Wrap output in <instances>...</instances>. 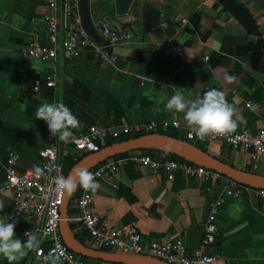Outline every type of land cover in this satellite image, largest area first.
Returning a JSON list of instances; mask_svg holds the SVG:
<instances>
[{
	"label": "crops",
	"instance_id": "0c3cea01",
	"mask_svg": "<svg viewBox=\"0 0 264 264\" xmlns=\"http://www.w3.org/2000/svg\"><path fill=\"white\" fill-rule=\"evenodd\" d=\"M238 1L251 12L260 35L249 33L217 0H133L125 14L117 13L116 0H89L94 24L100 17H111L133 34L123 55L101 65L91 51L73 56L60 41L54 61L28 57L25 51L31 41L51 45L47 0H0V201L5 205L0 217L6 218L13 204V192L2 187L8 154L18 156L22 171L42 165L44 122L34 113L45 102H63L70 108L81 123L74 133L85 132L90 125L120 127L176 119L181 124L178 130L159 133L176 131L186 139L183 113L167 111V100L176 93L191 100L215 88L238 110L235 131L260 127L264 0ZM60 23L64 34L63 13ZM229 77L235 79L229 83ZM38 80L40 89L35 91ZM193 143L235 167L264 174V156L253 162L247 151L220 142L199 138ZM153 153L164 156L160 150ZM66 163L69 160L65 167ZM98 183L92 210L109 227L135 222L145 241L181 237L187 244L188 230L206 226L210 203L220 201L212 245L221 252L215 264H264V199L252 191L232 197L219 182L200 183L183 173L167 175L133 163L113 181ZM9 222H16V238L25 242L22 233L30 218L21 215ZM70 225L87 243L79 224ZM196 237L192 235V241ZM31 256L32 250L14 264H32ZM0 264H8L3 256Z\"/></svg>",
	"mask_w": 264,
	"mask_h": 264
},
{
	"label": "built area",
	"instance_id": "2783aa9c",
	"mask_svg": "<svg viewBox=\"0 0 264 264\" xmlns=\"http://www.w3.org/2000/svg\"><path fill=\"white\" fill-rule=\"evenodd\" d=\"M46 23L50 46H43L36 41H31L26 49V55L40 61H54L58 54L59 41L64 49L73 56L80 55L87 49L94 57L106 65L113 63L117 55L107 50L104 42L110 46H125L133 37L130 31H120L114 27L107 18L100 17L95 21L98 33L102 37V43H98L83 26L79 13V0H47ZM60 13L64 15L66 33L61 31ZM54 82L53 77H48ZM40 81H36L34 90L40 89ZM251 105V103H248ZM45 144L39 150L43 160L39 169L22 171L18 167V156L10 152L6 161V179L2 187L13 192V204L8 216L16 219L21 215L30 218L29 226L22 233L23 240L27 237L25 232L35 233L40 241L38 248L32 250V264H46L45 257L49 253H60L61 264H111L108 262H96L74 250L63 240L60 231L61 206L64 193L55 190V178L58 175L67 176L65 161L78 162L85 155L98 152L108 146L109 142H118L127 135L159 133L170 129L178 130L181 124L178 120L163 119L160 124L155 122L146 125L123 124L120 127H104L90 125L85 132L74 133L68 143L59 141L53 137L45 121ZM186 139L190 142L199 139L191 129L186 130ZM208 142H220L234 149L245 150L251 160L257 162L264 156V116L262 124L257 129H242L225 136L209 135L205 138ZM148 166L154 171H160L167 175L183 173L196 178L201 182H219L228 196L239 197L243 191H252L264 199V188H253L228 178L227 176L209 169L205 166L194 164L186 160L167 158L145 150H132L127 154L107 158L96 167L89 170L94 174L95 180L113 181L116 174L129 164ZM210 189V186H207ZM76 210L69 215V221L76 222L85 232L87 243L96 248H108L126 254L150 255L172 264H215L220 258L217 254L206 252V248L216 240V218L220 209V201H212L209 205L210 212L205 226V236L201 245L197 248H188L181 237L160 241L152 239L145 241L135 222L113 228L102 222L100 215L92 210L94 192L81 188L79 195L72 202ZM71 204V203H70Z\"/></svg>",
	"mask_w": 264,
	"mask_h": 264
},
{
	"label": "water",
	"instance_id": "95a60500",
	"mask_svg": "<svg viewBox=\"0 0 264 264\" xmlns=\"http://www.w3.org/2000/svg\"><path fill=\"white\" fill-rule=\"evenodd\" d=\"M133 0H116V10L118 14H125ZM225 9H227L252 35H260L257 23L249 9L238 0H217ZM79 13L82 18L83 26L89 34L98 42L102 43V37L91 19L89 10V0H79ZM107 20L118 30L123 31L118 21L111 17ZM107 50L116 54L123 55L126 52L124 46H110L109 42H104ZM157 149L172 153L183 160L205 166L215 170L228 178H231L240 184L253 188H264V174L255 173L245 169L233 166L224 162L208 151L203 150L195 143L186 139L172 136L167 133H147L127 140L118 141L102 148L98 152H93L80 159L68 172L74 174L78 168L91 170L107 158L121 155L132 150ZM67 175V176H68ZM76 191L72 194L64 195L61 206L60 231L64 242L75 252L94 260L104 261L111 264H172L162 259L144 255V254H126L117 251L103 250L82 243L73 232L69 221V207ZM205 234V226L200 225L188 230V248H197L201 245ZM192 235H197V240L192 241ZM207 253L220 254V248L209 245L206 248Z\"/></svg>",
	"mask_w": 264,
	"mask_h": 264
},
{
	"label": "clouds",
	"instance_id": "9594fccd",
	"mask_svg": "<svg viewBox=\"0 0 264 264\" xmlns=\"http://www.w3.org/2000/svg\"><path fill=\"white\" fill-rule=\"evenodd\" d=\"M234 79L235 77H229L228 82L231 83ZM165 109L183 113L187 126L201 139L209 135L225 136L238 127L237 108L227 100L223 91L215 88L191 100H186L182 94L176 93L167 100ZM34 116L35 119L45 121L50 134L65 143L73 137L74 129L81 128L77 116L63 102H45L37 107ZM36 172L40 174L42 170L37 168ZM78 187L96 192L100 185L94 174L86 168H78L74 174L58 175L55 178V190L58 193L70 195ZM4 207V202L0 201V211ZM10 219V216L0 217V256H3L8 264H14L26 256L28 251L38 248L40 241L32 232L24 233L27 237L25 242L16 238V222H9ZM44 259L46 264H60V253H49Z\"/></svg>",
	"mask_w": 264,
	"mask_h": 264
},
{
	"label": "trees",
	"instance_id": "16d2710c",
	"mask_svg": "<svg viewBox=\"0 0 264 264\" xmlns=\"http://www.w3.org/2000/svg\"><path fill=\"white\" fill-rule=\"evenodd\" d=\"M168 134H170V135H172V136H176V137H180V138H183V139H185V137H183V136H180L179 134H178V132H176V131H174V132H168ZM139 135H142V133L141 134H132V135H127V136H125V137H123L122 139H120V141H122V140H127V139H130V138H133V137H136V136H139ZM114 142H109L108 144L110 145V144H113ZM197 146H199L200 148H202L203 150H205V151H207V148L205 147V146H202V145H197ZM155 150H157V149H147V150H145V151H147V152H149V153H153ZM162 153H163V155L165 156V157H167V158H171V159H177V160H183V159H181L180 157H178V156H176V155H174V154H172V153H169V152H166V151H161ZM124 154H127V153H124ZM224 162H227V161H224ZM228 163V162H227ZM67 165H66V167H65V169H66V172H69L70 171V169L76 164V162H71V161H69V163H66ZM251 171V170H250ZM80 190H81V188L80 187H78L77 188V190H76V192H75V194H74V197H73V199H72V201H71V204H70V208H69V214L70 215H73L74 214V208H73V206H72V202H73V200L79 195V193H80ZM73 226V225H72ZM77 238L82 242V243H84V244H86V245H89L88 243H86V241L82 238V237H79V236H77ZM89 246H91V245H89ZM100 249H103V250H109L108 248H104V247H101ZM90 259V258H89ZM94 260V259H93ZM94 261H96V262H102V261H99V260H94Z\"/></svg>",
	"mask_w": 264,
	"mask_h": 264
}]
</instances>
